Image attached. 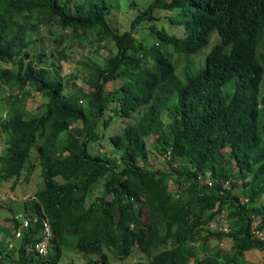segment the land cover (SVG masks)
Here are the masks:
<instances>
[{
	"label": "trees",
	"instance_id": "trees-1",
	"mask_svg": "<svg viewBox=\"0 0 264 264\" xmlns=\"http://www.w3.org/2000/svg\"><path fill=\"white\" fill-rule=\"evenodd\" d=\"M183 5L179 18L168 15L181 35L152 23L153 42L135 36L143 20ZM110 10L106 0H0V61L10 64L0 68V90L30 84L48 98L30 116L23 96L8 98L0 176L27 180L40 166L43 186L20 216H46L53 232L49 252L38 255L39 221L19 228L13 213L0 233V264H67L60 257L74 250L86 264H110L104 250L124 258L136 246L149 258L135 264H245L246 251L264 250V0H153L120 33ZM54 23L98 51L113 45L104 65L82 62L85 89L65 92L57 67L31 53L42 26L58 42ZM58 55L69 59L64 47ZM114 117L133 121L104 151L99 126ZM147 146L164 167L146 165ZM221 217L226 231L209 228ZM225 237L229 246L210 243Z\"/></svg>",
	"mask_w": 264,
	"mask_h": 264
},
{
	"label": "rangeland",
	"instance_id": "rangeland-1",
	"mask_svg": "<svg viewBox=\"0 0 264 264\" xmlns=\"http://www.w3.org/2000/svg\"><path fill=\"white\" fill-rule=\"evenodd\" d=\"M110 6L111 10L107 14L106 19L108 23L114 27L119 33L124 30H129L132 19L137 14L138 10L146 7L153 0H106ZM187 9L186 5H183L181 8H173L171 11H162L161 14L155 11V15L159 14L162 16L155 22L143 20L138 24L135 29V36L138 38H145L147 42H153L155 39L149 33V24H155L156 27H164L168 33H173L177 35H181V30H178L180 26L171 23L169 21V17L174 18L175 20L179 18V14L183 13V9ZM169 15V17H168ZM52 30L59 33L58 42L55 41V36L50 33L44 26H42L37 32H35L32 37L38 38L37 41L33 42L31 47V53H41L40 56L42 66L49 68L50 70L57 67L59 74L62 76L63 81L66 83L65 92H73L77 91L78 85L81 84L82 75L79 74V71L82 69V62L86 60H93L101 65H104V60L107 56L110 55L111 51L114 52L113 45L109 43V48H102L101 50L96 49L97 42H93V44L87 43L88 41L83 40L80 41L78 34L69 30V28H62L59 24H52ZM215 40V39H213ZM104 42V41H102ZM211 42L205 46L201 50V54L205 56V54L209 51ZM64 47L65 53L69 55V59L63 60L59 59L58 51ZM53 49V52H52ZM52 53V55H51ZM33 57V56H32ZM34 58V57H33ZM199 56H196V61L199 59ZM36 59V58H35ZM52 61L55 62V65L52 66ZM182 60L180 58L177 59V65L179 67L183 66ZM6 66H10L5 62L0 61V68H4ZM177 71V70H176ZM78 76L76 79L73 76ZM121 84L120 80L108 81L106 84L107 90H112L114 87L119 86ZM82 88H86V83L81 84ZM13 92H21L22 96L25 98L23 108L25 109L26 116L39 114L43 112L45 109V102H47L48 98L41 93L37 92L34 86L27 84L24 87L23 91H19L17 88H5V91ZM0 90V115L4 116L7 112L8 106V98L7 94ZM138 116V114L136 115ZM133 119L114 117L112 124L108 126L105 130L102 129L101 125L99 126L100 133V143L103 141L106 146L101 147L105 151L107 147L111 148L112 145L109 140V135L112 133H120L122 131V127L126 123H132ZM0 151H3V139L0 136ZM148 142H151V138H148ZM99 148H92L93 152H96ZM148 155H147V166L149 168H162L164 167V162L162 157L157 153L155 149H151V146H147ZM108 151V149L106 150ZM43 186V178L40 174V166H36L32 173L29 175L27 180H25L24 175H21L18 180H15L14 177L7 179H0V233L7 230L13 223L12 221L9 223L8 219L12 217L13 213H22L23 209H19L22 206L23 197L30 198L33 194ZM173 186V184H171ZM97 189V188H96ZM100 190H93V197L100 196ZM14 198V200L12 199ZM264 199V195L262 196ZM12 208L13 212L9 209ZM142 219L147 220V213L145 210L142 212ZM212 224H223L224 220L221 217L219 222L211 221ZM257 221L253 223L256 225ZM261 234L264 235V230H262ZM210 243L212 245H220L222 247H226L230 245L229 238H223L220 242H217L215 239H211ZM63 257V258H62ZM62 258V260H61ZM61 262H65L71 264V262H75L78 264H83L84 259L81 254H73L68 252L63 254L60 257ZM147 260L146 255L140 252L137 248L131 253V255L126 259H117L116 257L111 258V262L113 264H134L138 261ZM245 264H264V250L259 249H250L245 252L244 255Z\"/></svg>",
	"mask_w": 264,
	"mask_h": 264
},
{
	"label": "clouds",
	"instance_id": "clouds-1",
	"mask_svg": "<svg viewBox=\"0 0 264 264\" xmlns=\"http://www.w3.org/2000/svg\"><path fill=\"white\" fill-rule=\"evenodd\" d=\"M20 91V90H19ZM8 96H7V98H10V96H12V95H14L16 98H20V97H22V93L21 92H17V93H14L13 94V92H9V91H7L6 90V92H5ZM0 136H2V139L4 138V135H3V133L0 131ZM1 144V143H0ZM4 151V150H3ZM2 153H1V151H0V157H2V155H1ZM21 177V176H20ZM15 178V177H14ZM0 179L2 180V179H4V178H2L1 176H0ZM19 179V178H18ZM15 180H17L16 178H15ZM34 195V194H33ZM34 197L33 196H31L30 198H26V197H23V202H25V201H27V200H30V199H33ZM13 200H14V198H12ZM22 202V203H23ZM22 213H17V214H15L14 216H19V217H17V219L19 220V228L20 227H28L31 223H36L37 221H39V224H40V236L38 237V239L37 240H35L34 241V243H33V246H32V249L31 250H33L36 254H38V255H46L48 252H49V249H50V241H51V239H52V237H53V232H52V228H51V226H50V223H49V221H48V219L46 218V216H39L38 217V219L36 220V218H35V214H32V215H29L28 217H25V216H20ZM223 220H224V223L223 224H220V223H218V224H212L211 223V221L209 222V228H213V229H216V230H220V229H222V230H224V231H226L227 230V222H225V219H224V217H223ZM256 220H258V219H256ZM18 232H19V230L17 231V232H14V233H16V235H18ZM262 232V231H261ZM261 232H259V234L261 235V236H263L264 237V235L263 234H261ZM223 239V238H222ZM221 239V240H222ZM232 243V240L230 239V244ZM135 248H137L138 249V247L136 246ZM135 250V249H134ZM133 250V251H134ZM132 251V252H133ZM68 252H71V253H73V254H77V255H79V254H81V256H82V258L84 259V263L83 264H86V259H85V255L83 254V252H81V251H65L64 252V254H66V253H68ZM131 252V253H132ZM104 254H106L107 256H108V260H109V263L110 264H113L112 262H111V258H114V257H116L115 256V253H114V255H113V251H108V250H104V252H103ZM131 253L130 254H128L127 256H125L124 258H118V257H116L117 259H126V258H128L130 255H131ZM144 254V253H143ZM144 255H146V254H144ZM92 257H94V256H99V254H96V255H91ZM146 257H147V260H148V256L146 255ZM63 258V257H62ZM62 258H61V260H62ZM61 260H60V262H61ZM143 261H146V260H143ZM73 262V261H72ZM71 262V263H72ZM139 262V261H138ZM63 263H65V262H63ZM70 262H68V264H69ZM137 263V262H136ZM74 264H78V263H75L74 262ZM135 264V263H134Z\"/></svg>",
	"mask_w": 264,
	"mask_h": 264
},
{
	"label": "built area",
	"instance_id": "built-area-1",
	"mask_svg": "<svg viewBox=\"0 0 264 264\" xmlns=\"http://www.w3.org/2000/svg\"><path fill=\"white\" fill-rule=\"evenodd\" d=\"M206 182H207L208 184H210V179H209V178H207V179H206Z\"/></svg>",
	"mask_w": 264,
	"mask_h": 264
}]
</instances>
